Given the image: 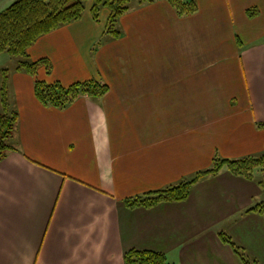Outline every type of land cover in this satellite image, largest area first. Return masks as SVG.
<instances>
[{
	"label": "crops",
	"instance_id": "0c3cea01",
	"mask_svg": "<svg viewBox=\"0 0 264 264\" xmlns=\"http://www.w3.org/2000/svg\"><path fill=\"white\" fill-rule=\"evenodd\" d=\"M195 1L181 16L169 0H132L122 35L96 48L110 10L97 21L88 0L81 19L28 49L50 70L11 71L18 120L0 161V264H126L135 248L171 264H244L223 232L264 264V213L248 212L264 202L257 179L223 169L183 201L126 204L216 155L264 153V0ZM36 78H96L109 91L60 109L36 98Z\"/></svg>",
	"mask_w": 264,
	"mask_h": 264
},
{
	"label": "trees",
	"instance_id": "16d2710c",
	"mask_svg": "<svg viewBox=\"0 0 264 264\" xmlns=\"http://www.w3.org/2000/svg\"><path fill=\"white\" fill-rule=\"evenodd\" d=\"M88 0H15L0 12V53L6 52L17 59L14 68L0 70L3 76L1 85V101L3 111L0 113V161L15 147L10 139L13 135L18 112L10 107L9 77L13 69L24 71L36 77L39 68L46 64L48 70L51 64L47 59L34 61L28 54V49L43 35L82 18ZM132 0H93L92 16L100 19L103 7L110 10L106 28L102 37L96 43V48L108 38H119L122 33L119 21L130 9ZM151 2L153 0H141ZM179 15H189L198 11L195 0H169ZM250 14L253 13L249 10ZM239 44H241V41ZM109 91V85L103 80L92 78L65 86L60 81L48 82L35 79L34 92L36 98L45 106L60 109L67 108L81 97L99 99ZM227 169L230 172L249 179H257L264 188V153L252 154L240 158L214 157L212 165L197 171L189 178L167 187L148 191L126 199L128 207H151L162 202L183 201L190 195L193 185L203 177L219 173ZM258 174H260L258 176ZM264 213V202L248 209ZM221 239L229 244L238 254L244 264H259L236 241L226 233H220ZM126 264H171L164 252L148 249H131L126 253Z\"/></svg>",
	"mask_w": 264,
	"mask_h": 264
},
{
	"label": "rangeland",
	"instance_id": "374dc122",
	"mask_svg": "<svg viewBox=\"0 0 264 264\" xmlns=\"http://www.w3.org/2000/svg\"><path fill=\"white\" fill-rule=\"evenodd\" d=\"M15 0H0V12L8 7ZM17 65V59L10 56L6 52L0 53V70L11 69ZM3 76L0 74V112L2 111V101H1V85H2Z\"/></svg>",
	"mask_w": 264,
	"mask_h": 264
}]
</instances>
